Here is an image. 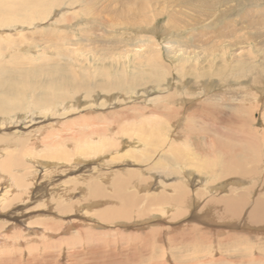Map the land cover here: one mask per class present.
Returning <instances> with one entry per match:
<instances>
[{"label":"rangeland","instance_id":"rangeland-1","mask_svg":"<svg viewBox=\"0 0 264 264\" xmlns=\"http://www.w3.org/2000/svg\"><path fill=\"white\" fill-rule=\"evenodd\" d=\"M10 3L16 0H0V103L18 99L15 89H20L23 104L10 114L11 124H2L6 118L0 114V229L14 224L0 240V264H264V224L191 221L193 212L178 218L169 203L147 202L166 192L163 186L172 177H181L176 165L165 162L172 157L168 141L161 144L153 137L150 125L156 119L161 135L186 139L202 158L212 152L206 139L215 136L186 133L188 124L207 130L228 125L239 132L240 121H220L245 104V126L258 133L253 140L261 148L264 0H37L30 7L44 13L34 18L21 3ZM9 9L13 16L25 14L10 21ZM243 66L258 67L262 76L255 81L251 73L238 72ZM54 86L64 94H48ZM205 102L213 109L203 110ZM156 109L173 113L165 118ZM208 116L215 119L213 125ZM30 134L36 138L31 145L41 148L35 157L42 163L17 156L18 148L28 145L21 139ZM44 140L61 151L58 159L47 157L40 144ZM127 149L137 157L124 154ZM7 155L19 160L12 168L2 163ZM159 160L162 167L155 170ZM128 170L139 172L127 190L141 198L143 215L98 217L99 209L119 203L107 196L93 198L90 177L110 171L111 183L117 172L126 176ZM169 170L171 177L162 176ZM262 177L253 179L251 192V183L232 185L247 182L246 176H224L225 196L246 190L252 202ZM101 183L110 194L111 185ZM96 201L102 202L99 208L91 206ZM15 234L22 242L7 239Z\"/></svg>","mask_w":264,"mask_h":264},{"label":"bare ground","instance_id":"bare-ground-1","mask_svg":"<svg viewBox=\"0 0 264 264\" xmlns=\"http://www.w3.org/2000/svg\"><path fill=\"white\" fill-rule=\"evenodd\" d=\"M19 3H21V5L24 6L23 9H26V11H28V10L31 11V16H33L35 14L37 15V13L42 12V11L36 12V11H34V9H32L30 7L32 5H35L37 3V0H27V1L26 0L25 1L24 0H16V3H13V4H15V6H16V5H19ZM10 4L13 5L12 3H10ZM43 11H44V9H43ZM42 13H44V12H42ZM8 14H9V15H7L8 20L11 21V19H12L15 22H17L19 15L21 14V18H22V16L25 14V12H22L19 15L13 16L12 11L9 9ZM31 18H34V16ZM2 22H3V18L0 16V23H2ZM14 27H16V26H14ZM231 68L234 69V66H232ZM235 68L237 71L238 68L236 66H235ZM245 71L248 73H251L253 75L255 81H257L260 78V76H262L261 75L262 73H260L258 67L247 68V67L243 66L240 68V70L238 72H245ZM251 82L252 81H249L248 85L251 86L252 88L253 87L256 88V83H253V85H252ZM210 88L211 87L209 86L208 90ZM21 92H23V91H21L20 89H15V94H17L19 96V98H18L19 101H18V99H16V100H12V101L9 100L6 103H0V114L5 116V118H6V119H4V117H3L2 121H1L2 124L13 123L12 122L13 117H11L10 114L18 110V109H16V106L18 104L20 106L23 104ZM64 92H65V90L61 89V86H57V88H55V86H54L51 88L50 91H48V94H51V95L57 94L58 96H61L62 94H64ZM63 96H65V95H63ZM213 98H217V97L214 96ZM207 103L208 102H205L203 104V110H205L207 107H210L213 109V105L211 103H209V104H207ZM241 107H242V110H239V108H236L234 106V108L237 110L235 112L234 116H231V117L229 116V118H226L225 120L223 118L220 121V122H224V121L225 122H231L233 124H234V122H232V121H234V120L240 121V125L241 126L244 125V126L241 127V131H239V132H238V127L236 129H232L228 125H222L221 129L207 130L202 126L197 127L195 125L188 124V129H187L186 133L195 132V131H201V132H210L211 131L213 133V135L215 136V139L212 141L206 139L205 146L210 147L212 152L209 154V156H207V157L203 156L202 158H200L201 154L196 149H194L190 145H186V139L181 140V141H174L171 138L172 134L169 135V132L166 134V136L161 135L160 134L161 121L158 119L154 120V123L150 125L152 130L155 129V132H153V137L157 140V142H160L161 144L168 141L167 153L172 157L170 159H166L165 162H169L173 166L176 165L174 167L181 172V177L180 178L172 177L173 179L170 180L169 182H167V184H165L164 186L161 184L160 186H163L166 189V192L158 194V195L150 196V198L147 200L149 205H156L157 206V205H160L164 202L169 203L170 208L172 210H174V212H175L174 215L178 218L183 217L188 212H193L189 217L191 219V221L193 219H195V220L198 219V220H202V221H204L205 219H207L208 221H210V220L216 221L219 219H221V221L222 220L223 221L229 220L231 222V224H230L231 227L234 226L235 224H239V223H241L245 226H248V227H250V224H252V225L255 224L257 226L264 224V153H262L263 147H264V141L262 142L261 148H260L258 146V144L253 140V138H256L258 136L257 135L258 133L255 132L254 130L249 129L247 126H245V125H248V124H245L244 121L248 120V114L249 113H248V110H247V107L245 106V104L241 105ZM63 108L67 109L65 105L63 106ZM155 111L157 113H159L160 115L164 116L165 118L171 117L172 113H173V111H172V113H170L167 110H163L161 112V111H159V109H156ZM176 114H177V112H176ZM198 116H200V115H198ZM262 117L264 118V113H262ZM206 121L208 124L213 125L215 122V119L212 116H208V119ZM199 122L202 125L205 124V122H203L202 119ZM8 124H7V126H8ZM120 128H121V126H120ZM117 129H118V127H117ZM225 130H226V132L230 131L231 133L226 134ZM125 131H127V130L125 129ZM125 131H124V133H125ZM162 131H163V133H165L167 131L164 124H163ZM127 132H129V131H127ZM263 134H264V131L261 133V135H263ZM101 136H103V135H101ZM216 136H218V138H216ZM173 138H176V136L173 135ZM136 139L141 140V141H146V140L148 141V139L145 140L144 136H142V137L139 136ZM107 140H108V137H107ZM110 140H111V138H110ZM21 142H22L23 146L25 145V143L30 146V147H28V148H30V150L27 148L28 145L26 146V148L25 147L24 148H18L20 150L18 151V153L17 152L16 153H17V156L21 157V160L26 159L30 163H32V162L33 163L34 162L42 163L43 162L39 157H38V159L35 157V154H38L41 148L38 149L39 147L35 148L36 145H34V146L31 145L33 143H36V138L33 137L32 134H30V136H28L26 139H21ZM47 143H49V141H47V140L40 142L41 146L43 148H46V149H44V151L49 152L48 153L49 156H47V157L51 156L53 159H58L55 157V155L60 153L61 151H58L57 148L52 150V147L49 146V144H47ZM148 144H149V146H153L151 141H148ZM97 145H98V142L96 143L95 146H97ZM27 152H29V153H27ZM127 152H128V156L135 159L136 155L134 154L133 150L127 149L124 154H126ZM0 153L3 154L4 152H0ZM203 153L206 155V151H203ZM197 154H198V156H197ZM216 154H219L220 156L215 157ZM120 155L121 154H119V156ZM75 156H77V155H73L72 159H73V157L75 158ZM78 157H79V154H78ZM182 159L187 161L185 165L182 163ZM173 160H174V162H172ZM18 161L19 160L17 159V157L14 158V157H10V155L9 156L7 155L6 159L2 160V163L5 164V166L8 168H12L14 162L18 163ZM162 164H163L162 161L159 160L156 163V165L154 166L155 170L161 169ZM191 170H194L195 172H199L198 178L196 180H193L194 172ZM109 172L107 171V173L103 174V175H102V173L101 174L97 173L96 176L90 177L91 179L89 178L90 180L88 181L87 184H88V187H89V190L91 193L90 195H92V197L93 196L99 197V195H100V197L101 196H107L109 200H114V201L118 202L119 207H114L113 205L110 207H105V208L100 207L101 209H99L97 211V216L100 218H103V219L104 218L113 219V218H117V217L122 219V218H128V217L130 218L133 216H138V217L142 216L143 215L142 212H143L144 208H143V206L139 207V203L141 202V198L136 194V192H134V191L130 192L127 190L130 187L131 179L135 178V175L139 174V172L134 171V170H130V171L128 170L126 176L122 175L121 174L122 172H117L114 175V177H112L114 181H112L111 183H109V181H108L110 179L106 178L107 176L109 177ZM112 172H114V171H112ZM172 174H173V171L169 170L166 172V175H162V176H164L165 178L166 177L168 178V176L171 177ZM233 174H235L237 176H246L247 180L246 179L245 180L247 182L241 183L240 181H237L236 183H232L233 181L232 182L230 181V183H232V185H235V186H238V185L243 186V185L251 183V192H253L255 187H256L255 186L256 183L253 182V179H255L256 176L263 175L261 183L257 185V190H256V193L254 195L255 198L252 199V202L248 201V192L246 190H241V191H238L236 194L225 196L227 194L225 192V186H226L225 183L226 182H224V176H226V177L231 176L232 177ZM104 175H106V176L104 177ZM1 178H2V175H1ZM101 180L102 181L104 180V182L108 183L109 186L111 185L112 192L110 194L105 195L106 190L103 187ZM10 183H12V182H10ZM134 183H136V182H134ZM12 184L15 186L17 185L14 183H12ZM139 185L140 184H135L136 187H138ZM235 186H233V187L236 188ZM17 187L25 188V186H23L21 184H19ZM261 187H263L262 190H260ZM14 189H12V190H14ZM155 189H159V186H156ZM138 190L144 191V190H146V187L144 186V188H142V185H141L138 187ZM8 191H9V189H7V192ZM10 191H11V189H10ZM81 191H84V190L81 188ZM7 194L8 193L2 194V199H4ZM105 198L103 200L104 203L106 201ZM106 202H108V201H106ZM100 203H102V202L96 201L95 203H91L92 204L91 206H98V208H99V206L101 205ZM59 205H62V204L58 203L57 206H59ZM86 206H87V204H86ZM244 206H245V211L243 212ZM92 209H94V208H92ZM167 210H169V207ZM198 212H201V213H198ZM240 213H242V214L240 215V219H239L238 214H240ZM179 214H181V215H179ZM239 220H240V222H239ZM45 221H50V220H45ZM187 224L190 225L191 223H187ZM35 225H37V223ZM12 226H14V224H12ZM12 226H10V224H8L6 226V228H4L3 230L0 229V231L2 230L0 232V240H2V238H4L5 234H8L7 229L8 230L11 229ZM216 226H219V225L216 224ZM214 227H215V225H214ZM24 228H26V227H24ZM49 228H52V227H49ZM28 229H30V227H28ZM9 238L13 241V243L22 242V240L18 239L19 238L18 234L13 235L12 237L9 236L7 239H9ZM250 262L253 263V260L250 259ZM258 263H260V261H258Z\"/></svg>","mask_w":264,"mask_h":264}]
</instances>
